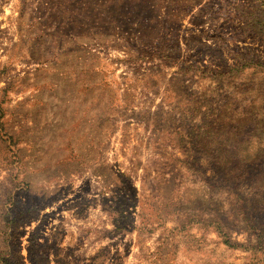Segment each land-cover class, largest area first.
I'll list each match as a JSON object with an SVG mask.
<instances>
[{"label": "rangeland", "instance_id": "rangeland-1", "mask_svg": "<svg viewBox=\"0 0 264 264\" xmlns=\"http://www.w3.org/2000/svg\"><path fill=\"white\" fill-rule=\"evenodd\" d=\"M0 264H264V0H0Z\"/></svg>", "mask_w": 264, "mask_h": 264}]
</instances>
